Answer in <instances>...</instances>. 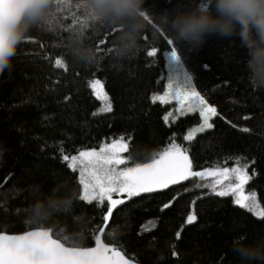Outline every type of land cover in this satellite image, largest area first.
Masks as SVG:
<instances>
[{
  "label": "trees",
  "instance_id": "obj_1",
  "mask_svg": "<svg viewBox=\"0 0 264 264\" xmlns=\"http://www.w3.org/2000/svg\"><path fill=\"white\" fill-rule=\"evenodd\" d=\"M178 2L145 0L149 19L138 49L122 60L113 55L119 29L99 21L90 22L86 30L98 62L86 65L73 59L66 37L69 26L82 19L84 8L76 5L85 0H71L59 10L55 3L54 17L26 34L11 67L0 73V232L20 235L44 227L62 231L84 247H92L100 236L136 264H246L234 253L233 241L242 234L249 244L264 239V218L240 208L232 196L219 197L209 194L208 188L195 187L209 179L192 177L133 198L102 222L101 216L108 212L105 203L100 207L98 202L85 204L79 199V172L62 162L59 151L62 143L64 154L77 155L124 136L130 138L124 155L128 166L151 162L172 143L188 149L194 171L217 163L234 167L239 157L249 164L250 176L255 170L245 194L255 191L264 207V88H254L249 81L248 54L239 37L212 35L199 47L173 40L164 20ZM195 2L211 5V0ZM165 37L173 40L172 46ZM152 47L158 49L156 57L147 56ZM172 47L192 85L218 113L211 120L212 129L188 142L183 138L199 125L198 116L165 121L167 110L151 99L163 92ZM57 59L66 69L56 66ZM97 79L113 111L93 116L101 101L88 81ZM69 195L73 199L65 207L63 198ZM48 198L57 200L55 213L34 220L32 207ZM193 212L197 219L187 224ZM149 222L154 227L143 231Z\"/></svg>",
  "mask_w": 264,
  "mask_h": 264
},
{
  "label": "snow or ice",
  "instance_id": "obj_2",
  "mask_svg": "<svg viewBox=\"0 0 264 264\" xmlns=\"http://www.w3.org/2000/svg\"><path fill=\"white\" fill-rule=\"evenodd\" d=\"M71 0H55L57 10L62 4H69ZM77 8H84L81 13L82 19L77 18L71 27L77 25L81 31H86L90 22H96V17L89 11L86 3L77 4ZM147 39V37H145ZM169 46L173 45V40L165 37ZM59 47V45H57ZM158 49L152 47L147 51L148 57H156ZM172 55L176 56L175 48L172 47ZM57 67L66 65L61 59L55 61ZM227 84V81H224ZM96 98L101 101V107L92 115L99 116L105 112H112L111 99L100 80L88 81ZM168 91L164 95L153 96L152 102L160 101L170 103L175 100L179 104L180 115L186 114V109L191 111L199 110L202 123L199 127L191 129L185 139L191 141L197 133H203L214 127L210 121L217 116V109L210 106L204 97L194 86L187 87L173 86L170 81L167 85ZM172 113L164 117L168 120ZM47 119V117H46ZM247 132L248 129L244 128ZM130 138L121 136L113 139L110 143L105 142L99 150H80L77 155L64 154L63 144H59L62 162H67V166L79 172V184L82 185L83 193L79 199L88 203L98 202L102 207L104 202L109 204L106 215L101 216V221H108L113 215V210L118 205H123L125 199H114L113 195L126 194L127 199L138 197L142 193H153L161 189H167L170 185H176L182 181H188L192 177H199L201 181L210 182L197 184L196 188H208L209 194L219 197L232 196L234 203L242 209H247L258 218H264V207L257 201V194L252 191L245 194V185L255 176L249 175L247 169L249 164L242 162L237 157L234 167L221 166L219 163L204 171H194L192 160L189 158L188 149L172 143L161 151L158 156L151 159V162L136 163L134 166L127 165L128 159L122 154L128 150ZM252 163H255L253 159ZM65 207L69 202H64ZM165 204L164 207H169ZM195 213L189 214L186 219L187 224L196 221ZM74 222H79L78 217H74ZM80 226H84L81 224ZM118 227V226H113ZM154 227V222H149L143 228L148 231ZM179 238V233H177ZM246 234H242L240 239H245ZM175 255V251L173 252ZM162 258V257H161ZM0 264H132L125 254L118 247H110L103 243L100 236L95 238L94 247H84L74 243L62 231L38 227L36 230L26 231L22 235H7L0 232Z\"/></svg>",
  "mask_w": 264,
  "mask_h": 264
},
{
  "label": "clouds",
  "instance_id": "obj_3",
  "mask_svg": "<svg viewBox=\"0 0 264 264\" xmlns=\"http://www.w3.org/2000/svg\"><path fill=\"white\" fill-rule=\"evenodd\" d=\"M85 3L97 21L119 29L113 45L114 58L122 60L134 55L149 19L145 0H85ZM54 4L55 0H0V73L11 67L26 34L54 17ZM164 21L173 40L193 47L203 45L212 35L239 37L248 54L249 81L254 88H264V0H211V5L180 0ZM90 38L86 31L69 26L66 39L76 62L86 65L98 62L96 50L87 43ZM63 199L71 204L73 197ZM56 208L54 198L38 200L32 207V217L36 221L51 217ZM233 251L246 264H264V239L249 244L235 238Z\"/></svg>",
  "mask_w": 264,
  "mask_h": 264
},
{
  "label": "rangeland",
  "instance_id": "obj_4",
  "mask_svg": "<svg viewBox=\"0 0 264 264\" xmlns=\"http://www.w3.org/2000/svg\"><path fill=\"white\" fill-rule=\"evenodd\" d=\"M179 63L180 62H179L178 58L173 57L172 55L166 57V62H165L166 65H165V67L167 68L166 69L167 76L165 78V85H164V87H162L163 88V92L160 95H164V93L166 91H168L167 85L169 84L170 81L173 83V86L174 87L175 86L187 87L189 85H192V81H191L190 76L185 71L182 70V68L180 67V64ZM156 103L159 104L161 107H164L167 110V115H168L169 112L172 113V116H169L168 120L169 119H172V121H174L175 120L174 117H177L178 118V117H182V116H185V115H194V114H196L198 116V118H199V121H200L199 125H197L196 127H199L200 124L202 123V118H201V116L199 114V110L198 109L196 111H191V110H187L186 109V114L185 115H180V111H179V107L180 106H179V104L175 100H171L170 103H167V104L162 103L160 101H156ZM196 127H193V128H196ZM206 131H208V130H206ZM199 134H201V133H197L195 135V137L197 135H199ZM185 137L183 139L185 140V142H188V140H186ZM100 147H102V146H100ZM99 148H97V150H99ZM126 152H124L122 155L124 156L126 154ZM128 164H129V161H128L127 165H120V167L123 168L125 166H128ZM78 176H77V180L79 181ZM197 178H199V177H197ZM208 179L211 180V178H208ZM183 182H185V181H182L181 183H183ZM181 183H179V184H181ZM78 184H79V182H78ZM176 185H178V184H176ZM176 185H170L168 188H170L172 186H176ZM79 186H80V196H82V193H83L82 185L79 184ZM164 190H166V189H161V190H158L156 192H160V191H164ZM156 192H153V193H156ZM145 194H152V193H142L141 195H145ZM113 198L114 199H125V203H127V202H129L131 200V199L130 200L127 199L126 194H121V195L114 194L113 195ZM133 198H136V197H133ZM82 202H84L85 204H90V203H88L86 201H83V200H82ZM104 203L106 205V209L108 210V208H109L108 202L105 201ZM118 206H120V205H118Z\"/></svg>",
  "mask_w": 264,
  "mask_h": 264
},
{
  "label": "water",
  "instance_id": "obj_5",
  "mask_svg": "<svg viewBox=\"0 0 264 264\" xmlns=\"http://www.w3.org/2000/svg\"><path fill=\"white\" fill-rule=\"evenodd\" d=\"M20 235H22V234H20ZM94 246H95V244L92 245V247H94ZM132 264H136V263L132 262Z\"/></svg>",
  "mask_w": 264,
  "mask_h": 264
}]
</instances>
